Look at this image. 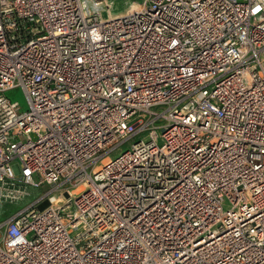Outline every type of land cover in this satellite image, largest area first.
<instances>
[{
	"label": "built area",
	"instance_id": "1",
	"mask_svg": "<svg viewBox=\"0 0 264 264\" xmlns=\"http://www.w3.org/2000/svg\"><path fill=\"white\" fill-rule=\"evenodd\" d=\"M132 1L0 0V264H264V0Z\"/></svg>",
	"mask_w": 264,
	"mask_h": 264
},
{
	"label": "rangeland",
	"instance_id": "2",
	"mask_svg": "<svg viewBox=\"0 0 264 264\" xmlns=\"http://www.w3.org/2000/svg\"><path fill=\"white\" fill-rule=\"evenodd\" d=\"M132 0H110V12L106 9L103 11L102 15L103 17H108L107 15H110L112 17L121 15L125 11H127L130 7V2ZM5 96L12 100L18 101V103L21 105L23 109L26 108V100L23 92L20 88H12L7 90L5 93ZM157 111H161V106L154 107ZM134 139H130L131 142ZM129 143H126L122 146V149L128 148ZM47 189L46 185H43L38 188H29L28 194L21 198V199H13V200H0V222L7 219L12 213L16 212L18 209L24 207L26 204L31 202L34 197L38 196L39 194L43 193Z\"/></svg>",
	"mask_w": 264,
	"mask_h": 264
},
{
	"label": "bare ground",
	"instance_id": "3",
	"mask_svg": "<svg viewBox=\"0 0 264 264\" xmlns=\"http://www.w3.org/2000/svg\"><path fill=\"white\" fill-rule=\"evenodd\" d=\"M109 4H110V2H109ZM138 6H139V4H138V2L137 1H131V3H130V7H129V9L127 10V11H129L130 9H136V8H138ZM109 12H110V10H109ZM126 12V11H125ZM124 12V13H125ZM108 16V15H107ZM110 16V15H109ZM112 17V16H111ZM108 159V156H105L104 158H102V162H105L106 160ZM100 166H101V163L100 162H97L96 164H95V166H94V171L95 170H97V169H99L100 168ZM76 190H73V192H75ZM60 196V195H59ZM53 197H58V196H53Z\"/></svg>",
	"mask_w": 264,
	"mask_h": 264
},
{
	"label": "water",
	"instance_id": "4",
	"mask_svg": "<svg viewBox=\"0 0 264 264\" xmlns=\"http://www.w3.org/2000/svg\"><path fill=\"white\" fill-rule=\"evenodd\" d=\"M47 203H48V201H45L44 203H42V204L40 205V208L44 207Z\"/></svg>",
	"mask_w": 264,
	"mask_h": 264
}]
</instances>
